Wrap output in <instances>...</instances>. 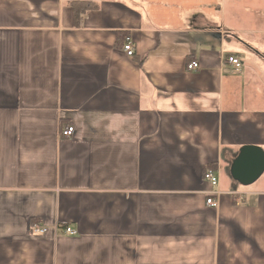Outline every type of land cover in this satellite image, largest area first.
<instances>
[{"label": "crops", "instance_id": "obj_1", "mask_svg": "<svg viewBox=\"0 0 264 264\" xmlns=\"http://www.w3.org/2000/svg\"><path fill=\"white\" fill-rule=\"evenodd\" d=\"M186 1L0 0V264H264V180L229 176L264 153V0Z\"/></svg>", "mask_w": 264, "mask_h": 264}, {"label": "rangeland", "instance_id": "obj_2", "mask_svg": "<svg viewBox=\"0 0 264 264\" xmlns=\"http://www.w3.org/2000/svg\"><path fill=\"white\" fill-rule=\"evenodd\" d=\"M190 1H192V0H190ZM157 2H158V6H162L164 8H167V9H158L159 11H163L164 12V13H161L159 16H161V17H163L165 19L162 22H158L160 25L169 23L167 21V19L165 18V16H166V14H167L169 9H172V13L174 15H176V16H181L182 13H185L184 11L194 10L195 8L200 9L199 7H192L191 9H188L189 5L187 4L188 1H186V0H159V1L157 0ZM201 7H202L201 10H204V11L206 10L205 9V5H202ZM260 28L262 30H264V24L263 23L260 24ZM242 37L246 38L245 42H248V40L250 38V36H242ZM250 42L252 44V45H250L252 47V51L245 50V52L241 54V59L245 63V66H244V71L245 72L244 73L246 74L247 72H249L250 75H251V73L255 69L264 70V34L261 33V34L253 35V37L250 39ZM254 59H258L259 61H261V65L254 66L253 62H252V60H254ZM249 79L251 80V77ZM255 81L259 82L257 87L263 93V91H264V81L261 78H258V77H256ZM223 178H225L224 181L225 180L228 181V177L226 176L224 171H222V183H223ZM259 179H260L259 181H263L264 180V173L261 175V177Z\"/></svg>", "mask_w": 264, "mask_h": 264}, {"label": "water", "instance_id": "obj_3", "mask_svg": "<svg viewBox=\"0 0 264 264\" xmlns=\"http://www.w3.org/2000/svg\"><path fill=\"white\" fill-rule=\"evenodd\" d=\"M264 173V153L254 146L242 147L229 168L231 180L239 186H249Z\"/></svg>", "mask_w": 264, "mask_h": 264}, {"label": "built area", "instance_id": "obj_4", "mask_svg": "<svg viewBox=\"0 0 264 264\" xmlns=\"http://www.w3.org/2000/svg\"><path fill=\"white\" fill-rule=\"evenodd\" d=\"M123 52L125 55L129 58H131L134 54L133 47H132V42L130 38H126L124 45L122 47ZM227 63L229 65V70L230 72H239L241 70V63L239 59L234 58V57H229L227 59ZM186 69L188 71H196L198 69V64L196 62H191L186 66ZM74 134V129L72 127H68L66 130L62 131V136L70 138ZM203 180L206 181L212 188H215L218 185V175L216 174L214 169H206L202 175ZM219 194L217 192H211L210 196L206 199L205 204L210 207V208H217L218 207V201L217 197ZM242 202V199H238L236 201V204ZM31 232L34 234H44L47 232V228L39 226V225H34L31 228ZM66 235H75L76 232L73 231L71 228H66L64 230Z\"/></svg>", "mask_w": 264, "mask_h": 264}, {"label": "trees", "instance_id": "obj_5", "mask_svg": "<svg viewBox=\"0 0 264 264\" xmlns=\"http://www.w3.org/2000/svg\"><path fill=\"white\" fill-rule=\"evenodd\" d=\"M72 4H73L74 13H75V19L77 20L80 18V14H82L83 12H80V8L78 7L79 3H72Z\"/></svg>", "mask_w": 264, "mask_h": 264}, {"label": "bare ground", "instance_id": "obj_6", "mask_svg": "<svg viewBox=\"0 0 264 264\" xmlns=\"http://www.w3.org/2000/svg\"><path fill=\"white\" fill-rule=\"evenodd\" d=\"M132 47H133V45H132Z\"/></svg>", "mask_w": 264, "mask_h": 264}]
</instances>
